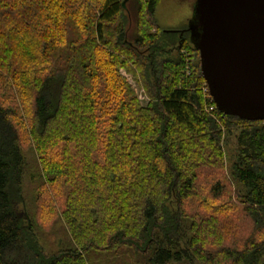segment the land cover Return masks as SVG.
Listing matches in <instances>:
<instances>
[{"label": "trees", "instance_id": "obj_1", "mask_svg": "<svg viewBox=\"0 0 264 264\" xmlns=\"http://www.w3.org/2000/svg\"><path fill=\"white\" fill-rule=\"evenodd\" d=\"M159 1L0 0V264H264V121Z\"/></svg>", "mask_w": 264, "mask_h": 264}, {"label": "water", "instance_id": "obj_2", "mask_svg": "<svg viewBox=\"0 0 264 264\" xmlns=\"http://www.w3.org/2000/svg\"><path fill=\"white\" fill-rule=\"evenodd\" d=\"M193 15L191 43L216 109L264 121V0H196Z\"/></svg>", "mask_w": 264, "mask_h": 264}, {"label": "rangeland", "instance_id": "obj_3", "mask_svg": "<svg viewBox=\"0 0 264 264\" xmlns=\"http://www.w3.org/2000/svg\"><path fill=\"white\" fill-rule=\"evenodd\" d=\"M195 1L196 0H160L155 13L158 27L162 30L186 31L184 35H189L188 37L191 43L194 37L192 34L195 29V20L193 15ZM134 28V19L132 15H129L127 25L128 33L130 34ZM174 36L175 39H178L176 34H174ZM120 73L125 77L131 88L134 90L140 103L145 105L147 103V99L143 93V90L138 87L130 75L125 74L123 71H120ZM186 74L188 75L189 71H187ZM227 168L228 164L226 165V169Z\"/></svg>", "mask_w": 264, "mask_h": 264}, {"label": "built area", "instance_id": "obj_4", "mask_svg": "<svg viewBox=\"0 0 264 264\" xmlns=\"http://www.w3.org/2000/svg\"><path fill=\"white\" fill-rule=\"evenodd\" d=\"M210 110H212V108Z\"/></svg>", "mask_w": 264, "mask_h": 264}]
</instances>
